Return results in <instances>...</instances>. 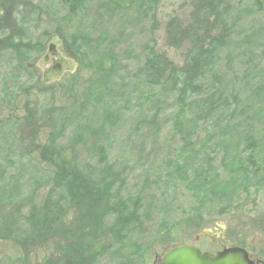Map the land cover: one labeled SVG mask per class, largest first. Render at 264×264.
<instances>
[{
  "label": "rangeland",
  "instance_id": "obj_1",
  "mask_svg": "<svg viewBox=\"0 0 264 264\" xmlns=\"http://www.w3.org/2000/svg\"><path fill=\"white\" fill-rule=\"evenodd\" d=\"M66 1L20 0L12 13L0 12V197L11 198L1 208L0 216L6 222L17 220L19 215L29 218L36 212L42 214L44 207L51 209L45 196V165L33 143H44L49 132L56 131L64 146L61 150L67 152L71 147V126L76 118L71 117L77 110L80 91L67 89L65 83L75 74L78 63L64 50L52 28L53 19L67 12ZM231 1L239 13L234 30L256 29L257 42L264 43V0ZM197 3L158 0L154 17L146 12L137 24L136 20L126 25L113 22L111 31L119 34L118 46L133 50L128 59L119 55L120 60L133 68L135 55L150 48L181 66L191 44L201 40L197 35L210 34L195 28ZM15 13L13 22L10 18ZM189 32L194 33L192 39L186 38ZM174 34L178 41L173 45L169 40ZM216 64L219 71H225L224 54ZM232 66L233 75L243 67L237 63ZM125 76L122 70L117 71L112 80L114 89L122 94L109 103L111 108L104 104L89 108L81 124L93 119L95 144L106 147L102 163L123 177L122 197H139L132 201L137 204L139 224L128 237L136 246L132 247L135 253L130 264H154L168 248L179 244H192L210 253L243 246L263 258L264 155L258 160L250 158L234 125L214 131L193 120L159 89L130 83ZM85 79L87 74L82 69L76 83ZM27 106L32 109L30 120L25 117ZM257 108L264 110V103ZM98 118H106L108 130L100 129L101 122H95ZM78 158L96 163L90 150ZM82 199L86 209L71 207L65 216H76L78 223L82 220L87 225H98L103 199L87 192ZM46 222L42 218V223ZM104 222H110V218L105 216ZM216 232L219 243L206 236L214 237ZM37 234H45L44 228ZM11 236L14 240L0 239V264H20L19 258L30 251L24 263L43 264L42 257L50 250L24 245L36 238L21 242V234ZM107 238L112 240V236ZM130 248L123 247L120 252L126 255ZM118 259H102L98 264H118Z\"/></svg>",
  "mask_w": 264,
  "mask_h": 264
},
{
  "label": "trees",
  "instance_id": "obj_2",
  "mask_svg": "<svg viewBox=\"0 0 264 264\" xmlns=\"http://www.w3.org/2000/svg\"><path fill=\"white\" fill-rule=\"evenodd\" d=\"M231 2L198 0L195 28L210 34L208 37L197 35L201 40L191 44L181 66L175 65L163 53H154L148 48L135 55L131 63L136 65L132 68L130 63L121 61L119 55L123 60L128 59L127 55L133 50H122L118 46L116 37L119 34L112 33L111 25L113 22L126 25L133 20L137 24L139 19H144L146 12L154 17L158 0L66 1L67 12L53 19L52 28L62 40L64 50L78 63L75 74L65 83L67 89L80 91L77 110L71 117H76L71 126V147L67 152L61 150L64 146L56 131L49 132L44 143H33L45 165L43 172L45 182H48L45 196L50 201L51 209L44 207L43 216L36 212L30 219L17 216L16 219L25 225L23 227L17 224V220L6 222L0 216V224L7 225H0V239L14 240L11 235L17 233L21 234V242L36 238L24 245L31 249L50 250L48 255L42 257L43 264H98L102 259L111 258H119L118 264L131 263L135 253L132 247L136 246L128 241V237L137 231L139 224L137 204L132 201H138L139 197H122L123 177L102 163L107 155L106 147L95 144V126L91 125L93 119L81 124V117L89 108L103 104L111 108V105L108 107L109 103L121 96L122 92L114 89L112 83L117 71L122 70L130 83L159 89L162 95L181 106L193 120L214 131L221 132L234 125L248 156L258 160L260 155H264V110L257 108L264 103V43L257 42L259 34L256 29L234 30L239 13ZM18 3L20 0H0V12L12 13ZM16 16V13L11 15L10 20L14 22ZM85 18L87 23H84ZM193 34L187 33L186 38L192 39ZM177 41L178 35L174 34L169 43L174 45ZM222 54L226 65L223 72L217 69L216 64ZM236 63L243 67L237 66L233 75L235 68L232 65ZM82 69L87 79L76 83ZM246 72L255 73L247 75ZM26 110V119H32V109L27 106ZM49 114L46 116L47 123L50 122ZM97 121L101 122L100 129L108 130L106 118H98ZM86 150L94 154L95 164L78 158ZM86 192L103 199L98 225H87L82 220L78 223L74 220L76 216H65L71 207L86 209L87 205L82 199ZM101 199L97 201L101 202ZM10 201V197H0V210ZM105 216L110 218V222H104ZM42 218L48 222L42 223ZM62 220L67 222L63 223ZM40 228H44L45 234H37ZM48 235H51L50 238H47ZM111 236L112 240L107 238ZM116 242L122 247H118ZM47 244L50 246H45ZM123 247H131V250L123 255L120 252ZM28 253L31 251L19 258L20 264H25Z\"/></svg>",
  "mask_w": 264,
  "mask_h": 264
},
{
  "label": "water",
  "instance_id": "obj_3",
  "mask_svg": "<svg viewBox=\"0 0 264 264\" xmlns=\"http://www.w3.org/2000/svg\"><path fill=\"white\" fill-rule=\"evenodd\" d=\"M220 225H222L220 223ZM218 235V233H216ZM159 264H254L241 247L224 248L210 254L196 246L180 244L169 248Z\"/></svg>",
  "mask_w": 264,
  "mask_h": 264
},
{
  "label": "flooded vegetation",
  "instance_id": "obj_4",
  "mask_svg": "<svg viewBox=\"0 0 264 264\" xmlns=\"http://www.w3.org/2000/svg\"><path fill=\"white\" fill-rule=\"evenodd\" d=\"M207 237H209L210 239H212L216 243H219V239H220L219 237H220V235H218V236L215 235L214 237L208 235ZM247 253H248L249 259L252 260L254 263H256V264H264V257L261 258V256L255 254V253H251L248 250H247ZM158 262L159 261H157V259H156L155 262H154V264H158Z\"/></svg>",
  "mask_w": 264,
  "mask_h": 264
}]
</instances>
